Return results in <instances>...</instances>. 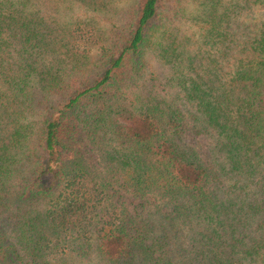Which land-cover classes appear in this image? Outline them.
Here are the masks:
<instances>
[{
    "label": "trees",
    "instance_id": "obj_1",
    "mask_svg": "<svg viewBox=\"0 0 264 264\" xmlns=\"http://www.w3.org/2000/svg\"><path fill=\"white\" fill-rule=\"evenodd\" d=\"M229 13L0 0V264H264V22L237 44ZM97 15L111 20L95 37ZM151 62L177 97L129 99ZM96 154L98 182L83 162ZM126 195L173 202L186 248L167 256Z\"/></svg>",
    "mask_w": 264,
    "mask_h": 264
},
{
    "label": "rangeland",
    "instance_id": "obj_2",
    "mask_svg": "<svg viewBox=\"0 0 264 264\" xmlns=\"http://www.w3.org/2000/svg\"><path fill=\"white\" fill-rule=\"evenodd\" d=\"M221 2L225 7L230 8L227 27L228 32L234 35L237 44H240L242 38H248L255 34L261 23L264 22V4L256 5L245 3L244 0H221ZM93 18L95 19V24L99 27L97 30L95 28V31L92 33L96 37L106 31V26L108 28L111 19L98 15ZM195 29L191 24H186L184 27V31L191 37H195L193 34ZM232 46L233 53L236 45L234 44ZM151 63L155 78L149 79L145 77L144 80L140 81L138 87L127 92L129 99L133 98L138 103H144L145 101H151L152 97L158 99L164 98L166 100L177 97L178 92L169 87L165 82L164 67L156 62ZM208 142V139L204 137H189V144L194 146L203 159L208 158L209 155ZM83 162L94 178V181L98 182L104 173V163L100 155L96 154L93 159L83 157ZM123 202L129 210L142 213L141 215L149 217L150 225L154 228V237L163 238L165 241V254L167 256L171 255L170 253L175 254L181 251L174 249L176 243L179 242L181 244L182 250L189 244L191 232H186V228L179 227L183 223L177 221L179 218H176L172 213L173 202L167 198L161 200L149 196L147 199L138 200L126 195ZM163 235L167 237L164 238Z\"/></svg>",
    "mask_w": 264,
    "mask_h": 264
}]
</instances>
